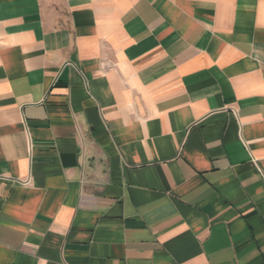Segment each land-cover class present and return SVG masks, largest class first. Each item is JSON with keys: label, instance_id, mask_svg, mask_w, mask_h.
I'll return each instance as SVG.
<instances>
[{"label": "crops", "instance_id": "1", "mask_svg": "<svg viewBox=\"0 0 264 264\" xmlns=\"http://www.w3.org/2000/svg\"><path fill=\"white\" fill-rule=\"evenodd\" d=\"M0 264H264V0H0Z\"/></svg>", "mask_w": 264, "mask_h": 264}]
</instances>
